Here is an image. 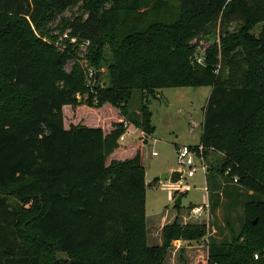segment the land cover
I'll return each mask as SVG.
<instances>
[{"label": "trees", "instance_id": "trees-1", "mask_svg": "<svg viewBox=\"0 0 264 264\" xmlns=\"http://www.w3.org/2000/svg\"><path fill=\"white\" fill-rule=\"evenodd\" d=\"M177 2L172 22L149 23L151 5L166 0H0V264H165L174 241L203 237L205 225L176 219L161 245L148 243L146 192L159 179L147 182L143 146L155 125L145 100L127 116L135 89L158 98L199 85L212 86L200 144L223 155L206 173L211 209L245 193L246 228L210 239L207 264H264V0ZM59 15L64 42L77 43L68 54L47 41ZM194 37L206 42L203 61ZM86 43L109 84L89 82L77 62L65 68ZM106 103L124 116L110 132L66 127L65 108ZM129 122L145 135L123 147Z\"/></svg>", "mask_w": 264, "mask_h": 264}, {"label": "rangeland", "instance_id": "rangeland-1", "mask_svg": "<svg viewBox=\"0 0 264 264\" xmlns=\"http://www.w3.org/2000/svg\"><path fill=\"white\" fill-rule=\"evenodd\" d=\"M166 1L168 4L160 7L151 5L152 7L147 11V22L162 21V23H165L172 22L176 18L177 0ZM64 14V16H70L71 12L66 11ZM61 22L60 15L51 22L49 26L51 31L55 30V35L51 38L47 37V41L60 52L68 54L73 50V45L77 43L75 40H71L70 43L64 42L65 34H59L61 29H56V26ZM241 24L240 22L230 23L231 29L238 28ZM223 26L224 24L219 21L212 27L217 32L218 43L220 42ZM261 28L262 24H258L252 32L258 34ZM198 40L199 37L192 38L193 44L200 42V45H197L195 49V57L203 61L206 54L204 48L206 47L203 48L202 46L206 42L203 38L200 41ZM87 46V43L79 44V49L75 52L76 56L69 58L65 68L70 69L77 62L84 68L89 82L94 81L97 71H101L98 79H100L103 86L109 84L110 77L107 67L99 68L98 65L93 64ZM107 50V56H109L110 51ZM211 90L212 86L210 85L164 87L159 90L160 93L157 91L158 98H153L146 95L143 90L135 89L128 105V118L139 117L141 104L145 100L152 111V123L155 125V132L149 135L148 142L143 146L147 182L159 179V182L147 187V225H150L151 218L167 223L173 221L174 216H176L175 220L177 219L180 223L206 226L205 235L199 240H182L181 243H179L180 240L174 241L173 245H176L179 249L172 250V253L168 256L167 264H207L210 239L222 240L225 237L230 239V229H234L238 233L245 226L246 217L243 204L245 193L243 190L240 189L239 195L235 192L232 195L222 196V201L213 212L209 198L208 175L202 169H198L192 177H188L186 174L183 175L185 167L179 162L177 153L179 146H195L201 142L204 107ZM144 93L146 98L143 97ZM75 108L73 109L76 114L75 118H71L72 111H70V107L65 108L66 127L72 121L73 123H84L89 126H101L105 133H108L115 127L117 122L124 119L119 110L109 103L104 104L101 108L91 107L87 104ZM127 132L129 133L126 134ZM127 132L124 134V139H119L120 145L123 147H127L128 144H136L143 136L141 129L130 122ZM154 151L157 152L156 155L153 154ZM125 152L126 155H130L133 148H129ZM112 158H115V156H110L108 162ZM205 158L209 168V166H220L223 155L218 152H208ZM174 171L181 173V178L177 182L171 183L169 180H161L162 175H171ZM236 182L235 180L232 181V183ZM174 194H177V197H182L181 209L175 208L177 197ZM191 205H208V207L195 215L192 212ZM169 212L172 213L168 216ZM152 225L154 230L151 228V232L155 236L159 232V223H157L156 229L155 224L152 223ZM255 254L260 256L258 251ZM59 256L63 255L60 253ZM254 257L256 258V255Z\"/></svg>", "mask_w": 264, "mask_h": 264}, {"label": "built area", "instance_id": "built-area-1", "mask_svg": "<svg viewBox=\"0 0 264 264\" xmlns=\"http://www.w3.org/2000/svg\"><path fill=\"white\" fill-rule=\"evenodd\" d=\"M124 139V135L121 137ZM179 162L185 167L183 175L186 174L188 177H192L196 174L198 169H202L205 173L208 171V164L205 158V147L202 144L197 146L182 145L177 148ZM153 154H157L154 151ZM237 181V178H235ZM208 205H196L193 207L192 212L198 215ZM258 258V254H255Z\"/></svg>", "mask_w": 264, "mask_h": 264}, {"label": "crops", "instance_id": "crops-1", "mask_svg": "<svg viewBox=\"0 0 264 264\" xmlns=\"http://www.w3.org/2000/svg\"><path fill=\"white\" fill-rule=\"evenodd\" d=\"M158 95V94H157ZM70 111H72V115H71V118L73 117V118H75L76 117V114H75V112H74V110L72 109V108H70ZM133 132V131H132ZM129 132H127L126 134H128ZM141 134L142 135H144V132L141 130ZM127 136V135H126ZM117 153H119V152H117ZM146 198H147V192H146ZM170 213H172V212H169V214H168V216L170 215ZM175 218H176V216H174V220L173 221H170V222H162V221H157L156 219L155 220H153L154 218H151L150 219V225H147V234H148V243L150 244V245H161L162 243H163V227H164V225H166V224H170V223H173L174 221H175ZM163 220H165V219H163ZM152 223H154L155 225V229H156V226H157V223H159V225H158V234L157 235H155L154 236V234L151 232V228H152ZM146 224H147V213H146ZM153 230H154V228H152ZM154 240H156L155 242H157V243H155L154 242ZM181 241L182 240H180L179 241V243H181ZM150 242H153V243H150ZM173 249H179V247H177L176 245L174 246V245H172L171 246V248L169 249V253H168V255H167V258H166V260H165V264H167V259H168V256L172 253V250ZM208 261V260H207Z\"/></svg>", "mask_w": 264, "mask_h": 264}, {"label": "water", "instance_id": "water-1", "mask_svg": "<svg viewBox=\"0 0 264 264\" xmlns=\"http://www.w3.org/2000/svg\"><path fill=\"white\" fill-rule=\"evenodd\" d=\"M100 74H101V71H97L96 78H99ZM158 93H160V91H158ZM180 178H181V173L176 172V171H174L171 175L164 174L161 176V180H169L171 183L177 182ZM176 204L177 205L182 204V197L181 196L177 197ZM255 222H256V220L254 221V223Z\"/></svg>", "mask_w": 264, "mask_h": 264}]
</instances>
